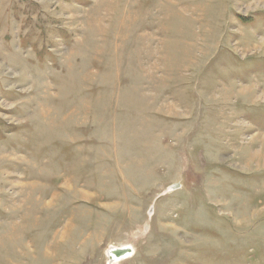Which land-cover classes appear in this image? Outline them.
<instances>
[{
	"label": "rangeland",
	"instance_id": "374dc122",
	"mask_svg": "<svg viewBox=\"0 0 264 264\" xmlns=\"http://www.w3.org/2000/svg\"><path fill=\"white\" fill-rule=\"evenodd\" d=\"M114 262L264 264V0H0V264Z\"/></svg>",
	"mask_w": 264,
	"mask_h": 264
},
{
	"label": "bare ground",
	"instance_id": "6f19581e",
	"mask_svg": "<svg viewBox=\"0 0 264 264\" xmlns=\"http://www.w3.org/2000/svg\"><path fill=\"white\" fill-rule=\"evenodd\" d=\"M127 249V253H125V254H123V255H125L123 258H127V257H129L131 254H132V252H131V248L130 247H127V246H123V247H120V248H113L112 250H110L109 251V258L111 259V261H110V263H113V259H115V253H114V251L113 250H126ZM116 260V259H115ZM114 260V261H115ZM118 260V259H117ZM120 260V259H119ZM121 261V260H120ZM119 261V262H120ZM117 262V261H116ZM116 262H114V264L116 263Z\"/></svg>",
	"mask_w": 264,
	"mask_h": 264
},
{
	"label": "water",
	"instance_id": "95a60500",
	"mask_svg": "<svg viewBox=\"0 0 264 264\" xmlns=\"http://www.w3.org/2000/svg\"><path fill=\"white\" fill-rule=\"evenodd\" d=\"M114 253L116 254L115 255V258H121L122 256H124L123 254L127 253V249L124 251V250H113Z\"/></svg>",
	"mask_w": 264,
	"mask_h": 264
}]
</instances>
